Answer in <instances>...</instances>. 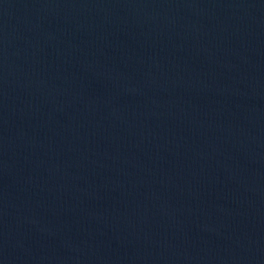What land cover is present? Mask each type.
<instances>
[{
  "label": "water",
  "instance_id": "water-1",
  "mask_svg": "<svg viewBox=\"0 0 264 264\" xmlns=\"http://www.w3.org/2000/svg\"><path fill=\"white\" fill-rule=\"evenodd\" d=\"M0 264H264V0H0Z\"/></svg>",
  "mask_w": 264,
  "mask_h": 264
}]
</instances>
